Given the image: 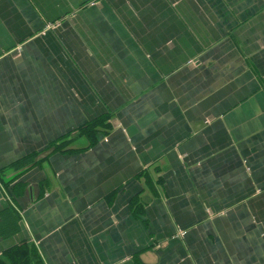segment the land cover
<instances>
[{
	"label": "crops",
	"instance_id": "obj_1",
	"mask_svg": "<svg viewBox=\"0 0 264 264\" xmlns=\"http://www.w3.org/2000/svg\"><path fill=\"white\" fill-rule=\"evenodd\" d=\"M21 247L264 264V0H0V258Z\"/></svg>",
	"mask_w": 264,
	"mask_h": 264
},
{
	"label": "trees",
	"instance_id": "obj_2",
	"mask_svg": "<svg viewBox=\"0 0 264 264\" xmlns=\"http://www.w3.org/2000/svg\"><path fill=\"white\" fill-rule=\"evenodd\" d=\"M103 123H105V120L94 121L90 124L83 126L81 128V131L87 136L90 134H94V133H96L97 126H99L100 124H103ZM105 126H107V124H105ZM63 146H64V143L59 144L58 147L60 148ZM33 157L34 156H28L27 158H25V163L30 162L31 158H33ZM31 251L32 250H28L26 247H21V248H17V249L13 248L11 250H8L3 254L6 258H4L3 256L0 258V264H29V262H28L29 258L31 256H33L31 254Z\"/></svg>",
	"mask_w": 264,
	"mask_h": 264
},
{
	"label": "rangeland",
	"instance_id": "obj_3",
	"mask_svg": "<svg viewBox=\"0 0 264 264\" xmlns=\"http://www.w3.org/2000/svg\"><path fill=\"white\" fill-rule=\"evenodd\" d=\"M52 148V147H51ZM47 151H49V149L47 150ZM34 157L33 158H36L37 156L36 155H33ZM33 158H31V160L33 159ZM1 189H2V191L4 192L3 194H6V186H3V187H1ZM31 254L33 255L32 256V259L35 257V255H36V252L35 251H31ZM3 257L4 258H6L4 255H3ZM35 259V258H34ZM31 263V262H30ZM31 264H36L35 262H32Z\"/></svg>",
	"mask_w": 264,
	"mask_h": 264
},
{
	"label": "built area",
	"instance_id": "obj_4",
	"mask_svg": "<svg viewBox=\"0 0 264 264\" xmlns=\"http://www.w3.org/2000/svg\"><path fill=\"white\" fill-rule=\"evenodd\" d=\"M52 28V26H48L47 29H50ZM184 234V232H181V235Z\"/></svg>",
	"mask_w": 264,
	"mask_h": 264
}]
</instances>
